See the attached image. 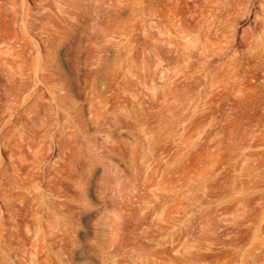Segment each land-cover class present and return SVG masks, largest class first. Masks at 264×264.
Here are the masks:
<instances>
[{
  "label": "rangeland",
  "instance_id": "rangeland-1",
  "mask_svg": "<svg viewBox=\"0 0 264 264\" xmlns=\"http://www.w3.org/2000/svg\"><path fill=\"white\" fill-rule=\"evenodd\" d=\"M0 264H264V0H0Z\"/></svg>",
  "mask_w": 264,
  "mask_h": 264
}]
</instances>
